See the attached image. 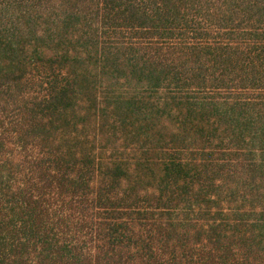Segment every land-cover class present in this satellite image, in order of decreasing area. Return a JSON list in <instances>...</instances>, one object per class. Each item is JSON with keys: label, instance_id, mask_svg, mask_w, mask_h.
Instances as JSON below:
<instances>
[{"label": "trees", "instance_id": "1", "mask_svg": "<svg viewBox=\"0 0 264 264\" xmlns=\"http://www.w3.org/2000/svg\"><path fill=\"white\" fill-rule=\"evenodd\" d=\"M0 264H264V0H0Z\"/></svg>", "mask_w": 264, "mask_h": 264}]
</instances>
